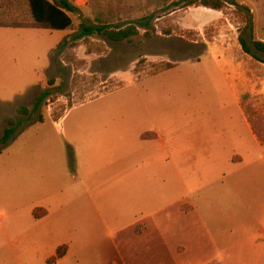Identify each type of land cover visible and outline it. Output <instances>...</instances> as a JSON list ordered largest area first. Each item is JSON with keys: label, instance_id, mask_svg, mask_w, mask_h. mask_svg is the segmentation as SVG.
Segmentation results:
<instances>
[{"label": "rangeland", "instance_id": "1", "mask_svg": "<svg viewBox=\"0 0 264 264\" xmlns=\"http://www.w3.org/2000/svg\"><path fill=\"white\" fill-rule=\"evenodd\" d=\"M223 1L88 0L51 53L58 33L0 30V139L15 129L0 144V264H46L67 243L60 264H182L181 245L264 264V145L244 112L264 118V0ZM100 24L138 35L76 37ZM152 131L161 144L140 139Z\"/></svg>", "mask_w": 264, "mask_h": 264}, {"label": "trees", "instance_id": "2", "mask_svg": "<svg viewBox=\"0 0 264 264\" xmlns=\"http://www.w3.org/2000/svg\"><path fill=\"white\" fill-rule=\"evenodd\" d=\"M8 0H0V9H8ZM18 9L22 7V4L27 5V12L30 16V21L25 19L18 21V19H0L1 27H13V28H41L50 29L56 31L73 30L74 25L70 14H75L78 11V7L71 3L69 0H15ZM184 7H203L213 11H222L226 3L223 0H183ZM232 6L235 10L241 14L242 18L245 20V29L251 34L252 29V17L250 11L238 5L232 1ZM93 34H99L112 42H123L129 40L131 37L138 35V30L134 25H127L125 27L111 28L107 24H100L95 26L81 25V32L76 36L77 38H83L86 36H91ZM145 36H149L146 32ZM239 45L242 51L255 58L252 53V48L249 46L247 40L243 36L238 37ZM253 49L258 53H264V42L253 41ZM262 62L261 60H258ZM25 113V109H21ZM247 122L250 129L256 138V140L264 145V118L255 117L256 114L250 108L245 111ZM15 129L7 128L4 131V135L0 139V144H6ZM63 253L60 252V248L57 250V257H61ZM52 261L55 258L51 259Z\"/></svg>", "mask_w": 264, "mask_h": 264}, {"label": "crops", "instance_id": "3", "mask_svg": "<svg viewBox=\"0 0 264 264\" xmlns=\"http://www.w3.org/2000/svg\"><path fill=\"white\" fill-rule=\"evenodd\" d=\"M71 3H73L75 6H77L78 8L83 7L86 5V3L88 2V0H69ZM8 4V9H3V11L0 9V19L1 20H10L12 19H18V21H22L24 20L23 17L27 20L30 21V16L29 13L27 12V5H25V3H23V6H26L24 9L26 10H20L18 9L15 0H8L7 1ZM71 17V16H70ZM72 19V18H71ZM73 23V21H72ZM26 30V31H32V32H36V33H42V32H55L58 33L56 35H54L53 41H52V46L50 47V50H48V53L52 52L61 42V40L63 39V37L66 35L65 33L67 31H71V30H64V31H56V30H50V29H41V28H13V27H1L0 30ZM47 53V54H48ZM47 57V56H46ZM241 78V77H240ZM241 81V80H240ZM141 140H149V141H154L156 143L161 144L163 142L160 134L157 131H152V132H146L144 134L141 135L140 137ZM36 209H41L42 213L40 214V217L35 218L36 220L38 219V222H41L43 217L48 216L49 211H47V209H45L44 207H36L33 210V213ZM152 218V216L147 215L146 217H144L143 219H140L138 221H135L132 225H130L129 227H132L134 225H136L139 222H148L150 219ZM134 241L139 242L141 241L143 243V239H139V238H133ZM32 242V241H31ZM62 246H66V251L64 252V254L61 257H57V250L62 247ZM181 247H184L182 250H177L176 247L172 248V252L173 255H175V257L179 258V259H183L184 262L182 264H210L208 261L209 259H211V257H207V261H203V259L199 258V257H193L192 255H190L189 257H185V252H186V247L184 245H181ZM74 249L73 243H67V244H62L60 246H58L55 251L53 253H50L49 258L46 260V264H60L65 262L69 256L72 254ZM115 249L117 250V252L119 254L122 255V251L120 250V247L115 244ZM207 256V255H205ZM55 258L54 261H49L51 259ZM49 261V262H48ZM121 263H115V264H122ZM212 263V262H211Z\"/></svg>", "mask_w": 264, "mask_h": 264}]
</instances>
